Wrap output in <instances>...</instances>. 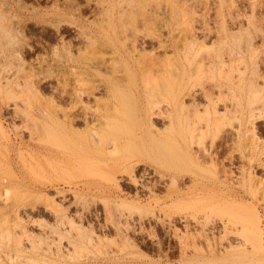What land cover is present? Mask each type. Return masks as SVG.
Returning a JSON list of instances; mask_svg holds the SVG:
<instances>
[{"label":"bare ground","instance_id":"obj_1","mask_svg":"<svg viewBox=\"0 0 264 264\" xmlns=\"http://www.w3.org/2000/svg\"><path fill=\"white\" fill-rule=\"evenodd\" d=\"M1 1L2 5L5 6L1 8V5L0 7V45L4 46L6 41V46H14L18 42V35L13 32L15 29L12 26V21L11 28L8 25L9 22L7 26L5 25L6 23L4 24L3 19L8 16L7 18L11 20L9 16L12 15V18L13 16L15 18L18 17L16 20L19 19L17 20L19 22L21 18L19 15H8V13L5 16L4 12L7 9L10 11L13 5H9L7 0ZM130 2L136 3L135 6L138 2L139 6L137 7L139 9L145 3L144 0L142 1L143 3L139 0H136V2L131 0ZM147 2L146 0L148 5L149 2ZM129 4L125 5L128 6ZM132 4L129 5L131 6L130 8L134 7L135 9L134 4ZM125 5L124 8L131 10L129 6ZM204 6L206 5L204 4ZM14 7L18 8L15 5ZM121 7L120 9L123 8ZM72 8L74 7L72 6ZM124 8L121 11L117 10L119 11L118 18L115 15L117 11L111 12L108 16L106 14L107 17L102 14L105 18L102 20L104 26L101 27V31L100 27L95 32L82 29L81 36L85 38V42L80 46L76 45V51L74 50V45L70 42L66 43L63 41L65 44L62 42L64 51L57 53L59 57L62 56L59 61V63L61 62V69L59 70H63L68 74V77L64 74L68 78V83L67 86L64 85L67 87H65L66 90L62 86L63 91H60V93L62 92L61 95L58 93L60 95L58 99L66 97V100L69 101V104H66L67 108H64L61 104L59 106L63 110L59 112V109H55L53 104L59 100L55 101L52 97L51 99L47 97L51 101H46L45 97L44 100L47 102L44 101L45 105L42 100L39 101V104L42 103L44 106H39L38 103L36 104L33 101L32 104L34 106L37 107L38 105V108H36L38 110L35 112L31 111L33 109H30L31 107L26 112H21L23 109H19L20 111L16 110L21 112L19 114L24 113L26 115H24L25 118L27 117L26 121L31 119L29 122H33V126H36L35 129H33L32 125V129L25 126L31 131H35L34 134H38L35 135L38 137H34L38 138L37 142L30 143L27 155L34 166L40 167L43 175L42 182L39 181L41 182L39 190H34V188L23 189L26 194L35 196L34 199L36 201L22 202L21 204L19 202L14 205V214L17 220L22 222L20 225L22 224L21 226H23L24 224L22 221L24 219L21 213L22 209L24 215L31 217L30 213L39 207L36 204L37 201H41V205L42 203L44 204L43 209H46L48 214L54 219L53 224L49 222L52 227H50L51 230L56 232V234H60L63 238L67 237L69 239V242L67 241L68 245H73L71 238L74 241V248L76 245L75 239H80L82 242H90L93 240L94 234H96L93 222H89V219L91 220L89 216L92 215L94 210L91 207H88L86 211L75 209V214H73L75 216L69 212L70 207L75 203L77 205L78 202L81 206V203L84 202L83 200L89 198L86 197L89 194L93 195V197L98 195L111 201V206L117 210L118 213L114 211L118 216L111 213L106 217L111 218L113 216L112 218L116 220H113L115 222L111 225L115 232L126 236L130 233H137V229H144L145 220L143 217L147 216L143 214V217L141 215L133 217L129 212L134 210L141 212L140 208H145V204L151 205L153 201L156 203L163 202L164 204L171 202L168 205L176 208L184 206L186 209L185 212H179V214L181 213L179 219H182L184 223L181 230L174 218L169 220L168 217L166 222L165 219H161V216L156 213L148 217L150 221L154 222V226L160 224L166 235L174 234L178 236L183 233V236L184 234L209 236L213 224L210 226L207 223L210 216L208 215V210L214 208V206H220L219 209L226 207L232 209L238 213H235V215H239L236 217L240 218L239 224L238 221H233V219L223 220L221 222V232L230 233L238 231L242 227L245 230L244 232L249 231L256 235H262L261 225H259L261 215L258 211V206L256 207L255 203L248 202L247 195L249 194L253 200H260L264 203V176H257L258 170H261L264 175V141L259 137L260 134L258 135V125L256 123L260 120L264 121V71L261 69L264 66V59L262 60L259 54L264 49V47L260 48V46H264V28L254 26L252 22H250V24H253L251 27L249 25L243 26L242 20L240 21L241 16L240 18L235 17L238 21H234L235 23L232 21L233 25L229 26V24H223L225 22L223 21L224 17L221 22L222 25L217 24V26L214 24L217 26L215 30L213 27L203 23L204 27H200L202 30L201 39L197 37L198 33H195L197 31L192 29L193 23L191 22L190 30L187 31V27H184L187 32L182 31L183 34H186L180 40L175 37L179 33L171 32L172 34L175 33L172 36L168 31H165L167 33L163 32V29L166 28L165 23V27H161V25L159 27L158 23L153 25L155 28H152L153 31H151V25H149L148 28L151 30L148 31L150 32L146 31L143 34V30L148 29L147 27L144 26L141 31L139 28L133 27L135 23L130 26L131 19L136 16L138 8L135 9V15H132L133 9L127 11ZM109 9L106 8L107 11ZM143 9L146 10V8ZM222 12H220V16L217 14L219 21L221 16L226 15H223L224 12ZM145 14L149 18L147 20H150V23H148L152 24L151 20L153 21V19L150 18L153 15ZM159 14L157 17L161 20V15ZM237 14L234 15L239 16V13ZM142 15L144 16V14ZM126 17L131 20L129 25L123 22L127 21ZM116 19L120 20V25ZM205 19L204 21H206ZM145 20L144 17L143 22H147ZM162 20L161 22L159 21V24H162ZM216 20L218 21V19ZM55 22V24H58V21ZM187 22L189 23V21ZM149 35L156 40L158 48H161L160 51L162 50L164 53L163 56L161 54L157 55L153 51L155 49L153 44L151 46L154 49L148 50L149 47L147 48L146 44L149 41L146 37L148 38ZM213 35H215V38H212ZM259 37L261 44L258 43ZM30 45L29 47H31ZM21 47H12L9 50V56L24 60L25 52L22 49L25 48ZM106 54H110V56L107 57ZM156 66L162 69L160 70L161 73L159 70L157 71ZM63 71L60 72L64 73ZM138 71L141 74L140 77L138 76ZM1 76L3 75L0 74ZM204 76L205 79H203ZM23 91L26 93V90ZM34 96L39 100L38 91H36ZM28 97L30 98V95ZM31 98L27 102L31 103V100H33ZM27 106H30V104L28 103ZM52 106L54 107L52 108ZM232 107L233 109H231ZM230 112L235 113L239 121H241L236 125L235 129L233 128L234 130L230 129L232 130L231 132L227 131L230 137L227 138L233 141V146H231L234 148L221 157L222 159L228 158L231 162L229 163L233 164L235 155L232 151H239L240 163L236 165V168L240 176L235 179L232 178L233 175L230 173L231 166L226 167L224 161H220L222 151L220 149L224 147L221 142L223 137H225L222 132H225L229 127H227L228 123H230L228 118L233 117H229ZM131 123L133 124L130 125ZM225 126L227 128L224 129ZM5 130L0 125V138L3 139L0 142V148L5 145L7 153L3 154L5 158L4 167L13 178L12 180L9 177L0 178V202H4V205H6V200L4 199H9L10 189L13 185L20 188L23 185H27L20 175V170H23L25 160L22 157H19L17 161L12 159L10 152L12 145L8 142V134ZM31 133L30 135H32ZM206 136H210L211 141L207 140L209 144L205 143L208 138ZM227 144L225 143V146ZM151 151L157 155V166H153V171H148L149 169L146 167H152L150 166L151 164H147ZM116 153H122L124 156L113 158L112 155ZM143 165H146V167L140 168ZM140 169L141 175H138L136 170ZM81 170L85 171L82 172L84 174L90 171L91 175L96 173L95 171L103 170L108 174L105 180L107 182H101V180L89 176L84 178L82 177L84 174L80 173ZM218 171L222 175H219ZM155 173L158 175L156 180L152 179L150 181L146 179ZM186 177L189 178L188 182ZM121 182H127L132 185L130 187L134 189V196H123ZM72 183L76 184L74 185L76 186L75 188H79L82 191L86 190L83 195L79 194L80 196L82 195L81 197H68L66 186H70ZM239 184L242 185L243 192H239L240 189L237 187ZM159 187H163L164 195L157 193ZM50 190H53V193ZM246 191L248 192L247 194L245 193ZM140 194L145 196V201L140 197ZM58 196L61 198L59 199ZM86 202L84 203L85 205L87 204ZM227 208L225 212H227ZM114 211L111 210L110 212ZM107 213L109 211L106 210ZM229 213L234 215L232 211ZM93 214L96 217L98 216L96 213ZM114 216L117 217L114 218ZM27 217L26 219H28ZM40 217H37V219H42V222L45 223L47 217L45 219L42 218L43 216ZM85 220L88 224L85 223ZM39 221L37 222L36 220L35 222L39 224ZM28 222L32 221L29 219ZM35 222H32V224ZM44 225L48 227L47 223ZM105 228L108 227L106 226ZM51 230L49 229V231ZM74 230L77 231V238L75 239L74 237L76 236L73 237L75 235L73 234ZM28 231L25 228L24 232L22 231L23 233L17 235H21L23 238L26 233L27 235H25L30 237ZM0 233L6 234L3 236L8 238V240H10L9 238L15 239L17 237V235L12 237L13 233L7 226H1ZM95 236L97 237L98 235ZM21 237H17L18 242L14 240L16 242L15 250L21 251L22 249ZM127 238L129 237L127 236ZM6 243L0 245V251H9L11 244L8 245ZM60 247L61 245L58 249ZM8 254L7 252V254L2 256H8Z\"/></svg>","mask_w":264,"mask_h":264},{"label":"rangeland","instance_id":"obj_2","mask_svg":"<svg viewBox=\"0 0 264 264\" xmlns=\"http://www.w3.org/2000/svg\"><path fill=\"white\" fill-rule=\"evenodd\" d=\"M121 1H123V2H121ZM126 1H129V0H117V1L116 0H7L9 5H13V8L10 9V11H8V9H7V11L4 12L5 14L4 13L3 14L5 16H6V13H8V15H11V14L19 15L21 19L18 22L17 20H19V19L16 20V18H18V17L15 18L13 16V18H12V15L9 16V17H11V20L9 18H7L8 16L4 17L5 19H3V22H4V24L6 23L5 24L6 26H7L8 22H9L8 23L9 27L11 26V21L13 24L15 23L14 25L12 24V26L15 29L13 32H15L16 35H18V37H17L18 42H16L14 44V46H11V45L6 46V44H7L6 41L4 43L5 44L4 46L0 45V74L3 75L0 77V80H1L0 81L1 82L0 83V85H1V88H0V125L3 126L4 130L6 129L5 131L8 134V140H9L8 142H10L12 145L11 149H10L12 159L14 161H17L19 159V157H22V159L25 160L23 170H20V175H21V178L25 181V183H27V185L26 186L23 185L21 188L19 186L13 185L10 189L11 193H9L11 196L9 195L8 200H7V198L4 199V200H6L7 206L4 205L5 204L4 202H3L4 204L2 203V201L0 202V205H2V206H0V227L1 226H3V227L7 226L8 228H10L11 233H13L12 237H15L17 234L23 233L24 229L26 228L27 230H29L28 234H30V237L26 236L27 235L26 233H25L26 235L25 234L23 235V238L21 237V235L20 236L17 235V237H21V240H20L22 243L21 248L23 249V250L21 249V251H18V250H15L16 242H14V240L15 241L17 240V242H18L17 237H15V239L9 238L10 240H8V238L3 236L6 234L0 233L1 234L0 235V245L4 244L6 242H7L6 244H8V245L11 244V248L10 249L8 248L9 251H4V252L0 251V257H1L0 258V264H264V233H262V232H264V203H262L260 200H257V201L253 200L252 198H250L249 194L247 195V199H248L247 201L252 202L253 204L255 203V206L256 207L258 206L257 208H258V211L261 215L259 225H261L260 227L262 229V232H261L262 235H256V234H253L252 232H249V231L244 232L245 230H243L242 227H240L241 228L240 230L232 231L230 233L221 232L220 231L221 222L223 220H226V219L232 220L233 219V221H238V224H239L240 218L236 217V216H239V215H235L236 211H233L232 209H228L226 207L227 212H225L226 208L219 209L220 206H214V208H210L208 210V215H210V216L208 218L207 223L210 226L213 224V228H212V231L210 232L209 236H203V235L199 236L196 234L195 235L184 234V236H183L182 235L183 233L179 234L178 236L174 235V234L166 235L164 230H162L163 227L160 224H158V226H154V222L150 221L148 217L150 215L152 216L153 214L156 213V214L161 216V219H165L166 222L168 221V217H169V220L171 218L172 219L174 218V219H176L177 226L181 230V228L183 229L184 223H183L182 219H179V217H181V215H180L181 213L179 214V212H185L186 209L184 206L179 207L180 208L179 209V208H176L174 206L172 207V206L168 205V204H171V202H169L168 204L167 203L164 204L163 202L156 203L153 201L151 205L145 204L146 206H145V208H143L145 210L140 208L141 212H137L135 210L129 212V214L131 213L133 217H139L138 215H141L143 217L144 215H147V216H145L147 219L145 217H143L145 220V223H144V225H145L144 229L145 230L144 229H142V230L137 229L136 230L137 233H135V232L130 233L129 234L130 236L127 235L129 238H127L126 235L118 234L115 232L112 225L115 222L113 220H116V219H113L112 218L113 216H111V215H110L111 218L110 217L107 218L108 217L107 215H109L111 213L115 214L117 212V210H115V208L111 206L112 205L111 201H108L104 197H101L98 195L93 197V195H89V194H87L86 197H89L91 199H89V198H88L89 200L84 199L83 200L84 202L81 203V206H80V204H78V202H77V205L75 203L74 205H72L70 207L69 212L71 213V215H73V214H75L74 212L77 209L86 211V209L88 207H91L94 210L93 213L98 214V216L96 217L95 214L92 213L93 216L92 215L89 216V218H91V220L88 218L89 222L92 221L93 225L95 227V231H96V234H94L95 240L93 238L94 241L91 240L90 242L89 241L82 242L80 239L79 240L75 239V238H77V231L74 230L73 234H75V235H73V237L76 236V237H74L75 244H76L75 248L73 246L74 241L72 238L70 240L73 242V245L72 244L68 245L69 239H67V237L63 238L60 234H56V232H53L51 230L52 227H51L50 223L53 224L54 219L50 214H48V211L46 209L45 210L43 209L44 204L42 203V205H41V203H40L41 201H37L36 204H38L39 207L37 208V210H34L30 213L31 217H27L26 215H24L23 209H22L21 213H22V216L24 218L22 220L24 222L23 226L26 225V223H27V225L25 227L21 226L22 224L20 225V223H22V222L17 220V217L14 214L15 203L18 204L20 202L19 204H21L22 202H29V201L32 202L33 200H35L34 199L35 196H33L31 194H26L25 190L28 188L29 189L34 188V190H39V188H41V182H42V177H43L42 170L40 169V167L34 166L32 164V162L30 161V158H28V155H27L30 143H36L37 142L36 140L38 139V138H34V137H38V136H35L38 134L37 133L34 134L35 131H31L28 128L32 129L34 127L33 129H35L36 126H33V122L32 123L29 122L31 119H28V121H26L27 117L25 118L26 115L24 113L23 114H19V113L28 111L29 107H31L30 109L33 108L31 110L32 112L37 111L38 109H36V108H38V105H37V107L34 106V104H32L33 101L36 102V104L37 103L39 104V101L42 100V103L45 105L47 103L46 101H51V100H49V99H51V97L55 101L59 98V96L62 93V92L60 93V91H63L62 86H64V85L67 86V83H68L67 82L68 78H66V76L68 77V74H66V72H64L63 70H59V69H61V67H60L61 62L59 63V61L61 60L60 58L62 56L59 57L57 55V53H62V50L64 51L63 43L65 44V42L66 43L70 42L72 45H74V50L76 51V49H77L76 45L80 46V45H82V43L85 42V38H83V36H81L82 31H83L82 29H86L87 31L95 32L100 27V31H101V27L104 26L103 25L104 22H102V20L105 18L104 15L106 16V14H107V16H108L111 12L117 11L118 9H119V11H121L124 8V5L129 4V2L131 0L129 2H126ZM132 1H134V0H132ZM139 1L141 3H143L142 2L143 0L142 1L139 0ZM144 1H145L144 6L142 5V7L140 9L137 7V6H139L138 2H137L136 6H135L136 3L134 4V2H130L129 5H131L133 3L135 6V9L138 8L136 11L134 9V7L132 6L133 7L132 8L133 10H132L130 8L131 6L128 5L129 8L132 11H134V12H132L133 13L132 15H135L134 13L136 11V16H134L136 20L133 19L134 17L132 15H130L131 17H133L131 20L132 21L135 20V21L132 22L130 19H127V17L129 18V16H127L125 18V19H127V21L125 20L123 22H126L129 25V23L131 21L130 26L132 25V23L133 24L135 23L133 25V27H137V28H139V30H141V29L143 30L144 26L148 28L149 25H151L150 28L152 29V28H154L153 25H155L157 23H158L157 25L159 27H160V25L162 27V26H164V23H165L166 28L163 29L164 30L163 32L168 31V32H170V34H172L173 32H175L176 34L179 33V34H177L178 36L175 35V33L172 34V36L175 35V37L179 38L180 40L186 34V33L183 34L182 31L187 32L188 30H190L191 25H192V24H190L191 22L193 23L192 29L197 31V32H195L196 34L198 33L197 37H200V36L202 37V35H201L202 30L200 27L203 28L204 27L203 25L206 23L205 25H209V26L213 27V29L215 30V28L221 24L222 19L224 17H225V19H223V21H225V22L223 24L226 23V24H229V26L233 25L234 21L236 22L237 19H235V17L240 18V16H241V18H242V16H244L245 18L248 17L247 18L248 20L245 19L244 17H243V19L240 18V21L242 20V22H243L242 23L243 26L249 25V27H251L254 24V26L256 25L259 27L261 26V28H264V0H220V1L219 0H147L149 2V3L147 2L148 5L146 4V0H144ZM207 1H208V3H207ZM135 2H136V0H135ZM0 3H1L0 4V7H1V5L3 4L1 0H0ZM141 3H140V6H141ZM204 4L206 6H204ZM14 5L17 6L18 8L16 9L14 7ZM52 5L54 7H57V8H54ZM177 5H178V7H177ZM3 6H5V5H2L1 8H3ZM22 6H24L26 9ZM72 6L74 8H72ZM125 6H127V5H125ZM105 7L107 9L110 8L109 10H111V11H109V10L107 11ZM120 7L122 9H120ZM205 7H206V9H205ZM143 8H146L147 11ZM124 10L128 11L129 9L124 8ZM131 10H129V11H131ZM140 10H141V12H140ZM143 10L145 11V13L151 14V16L153 15L152 17L149 16V17H151L150 19H153V21L151 20L152 24H149L150 20L149 21L147 20L149 18L146 17L147 15L145 13H143L144 12ZM119 11H117V13L115 14L116 18H118ZM169 11H170V13H169ZM221 11L224 12L223 15H225V14L226 15L221 16L222 18L220 17V21H219L218 16L221 15V13H220ZM137 12H140V13H137ZM204 12H205V14H204ZM234 12H236V13H234ZM141 13L144 14V16ZM158 13H160L159 15H161L160 16L161 20L164 19V20H162V24H159L161 22V20L159 17H157ZM237 13H239V16H235V15H238ZM102 14H104V15H102ZM137 14L138 15L140 14V15L138 16ZM206 14H208V15H206ZM217 14H219V15L217 16ZM170 16H172V17H170ZM144 17L146 19L145 21H147V22H143ZM230 18H232V19L230 20ZM198 19H199V21H197ZM204 19L208 22L204 21ZM216 19H218V21ZM116 20H117V23L119 21V25H120V20H118V19H116ZM141 20H142V22H140ZM155 20H157V21H155ZM13 21H15V22H13ZM55 21H58V24H55L56 23ZM187 21H189V23ZM184 22L186 25L184 24ZM250 22H252L253 24L252 23L250 24ZM141 24H143V25L141 26ZM214 24H216V25L218 24V25L215 26ZM181 25L183 26V28ZM12 26H11V28H12ZM155 27L158 28L157 26H155ZM184 27L185 28L187 27L186 28L187 31H185L186 29ZM173 28H174V30H172ZM151 29H149V28L146 30L144 29L143 34H145L146 31L150 32L148 30H151ZM180 30L182 33L180 32ZM100 31H98V32H100ZM104 31H105V27H104ZM151 31H153V29ZM165 33H167V32H165ZM150 34H152V33H150ZM213 36H212V38H215V35H213ZM201 37H200V39H201ZM148 38H150V39H148ZM148 38L146 37V39L149 41L146 44L147 48L149 47L148 50L150 51V49L152 48L151 44H153L155 49L152 48L151 50L154 49L153 51L156 52L157 55L161 54L163 56L164 53L162 50L160 51L161 48H158L156 40L153 39L151 37V35H149ZM260 40L261 39L259 37L258 43L261 44ZM63 41H65V42H63ZM28 43H29V45L31 44L30 46L32 48L29 47ZM60 44H62V45H60ZM12 47L25 48V49H22V50H24L23 52H25L24 53L25 59L20 60V59H17V57L9 56V50L12 49ZM263 47H264L263 45H262V47L260 46V48H263ZM1 49H3V50L1 51ZM156 49H158V50H156ZM58 50L61 52H59ZM158 51H160V52H158ZM259 54L263 60L264 59V49H262V51ZM106 56L108 57V56H110V54H106ZM163 64L166 67V64L164 61H163ZM156 68H157V71L162 70L157 66H156ZM261 69H262V71H264V66H262ZM60 71L61 72L63 71L64 73H61ZM140 72L138 74L139 77L141 76ZM160 73H161V71H160ZM64 74H66V76ZM117 74H121V73H117ZM236 74H237V72H236ZM6 77H7V79H6ZM203 79H205V76ZM63 80H64V82H63ZM66 86H64V88ZM66 88H65V90H66ZM30 89H32V90H30ZM23 90H26V93ZM33 91H34V93H33ZM36 91H38L39 100L37 99V97L34 96ZM56 91H58V92H56ZM56 94L58 95V97ZM29 95H30V98L32 96V98L35 97L37 100L35 98H33V100H31V103L29 101L27 102V100H30V98L28 97ZM45 97H46V99H45ZM60 99H58L59 101H56L55 103H53L55 105V107L52 106V108L54 107L55 109H59V112H60V110L61 111L63 110L62 107H61L62 109L60 108L61 104L64 108L65 107L67 108L68 107L67 105L69 104V101L66 100V97L64 99H61V102H60ZM54 100H53V102H54ZM44 101L46 103H44ZM59 102H60V104H58ZM25 103H27V104L29 103L30 106H27V104H26V106H27L26 107ZM42 103L39 104V106L42 105ZM44 105H42V106H44ZM58 106H59V108H58ZM233 107L231 109H233ZM19 109L20 110L23 109V110L21 112H17V111H20ZM31 111H29V112H31ZM233 112H235V111H233ZM230 116L231 117L233 116V117L230 118L231 120L228 118V122H230V123H228L227 127L228 126L229 127L228 128L226 126L224 127V129L227 128L225 131L226 133L224 131L222 132V133H224L223 136H225V137H223L222 142H221V143H223L224 147H222V149H220V151L222 150L221 155H220V158H221L220 161L223 160L224 163L226 164V167L231 166V172L230 173H232L231 175H233L232 178L235 179L236 177L240 176V173L238 172V169L236 168V165H238V163H240L239 151L238 150H233V151L231 150L235 155V158L233 160L234 161L233 164H230L231 162L229 161L228 158L222 159L223 154L225 156L226 154L229 153L230 149L234 148V147H232L233 141L231 139H229L230 137L228 136V134H229L228 132H231L232 130H234L236 128V125H238V123L241 121V120L239 121V118L236 116L235 113L230 112L229 117ZM129 122H131V121H129ZM256 123L258 125V135L260 134L259 137L262 138V140L264 141V121L260 120V121H257ZM132 124L133 123H131L130 125H132ZM160 125H161V122H160ZM25 126L26 127L28 126V128H26ZM230 129H232V130H230ZM28 130L31 131L32 133L29 132ZM30 133L32 135H30ZM30 136H33V137H30ZM161 137H163V135H161ZM206 137H208V136H206ZM227 137H229V138H227ZM225 138H227L228 140ZM0 139H1L0 140V142H1L3 139L2 138H0ZM33 139H35V140H33ZM207 140L209 142L211 141L210 136L205 141H207ZM208 141L205 143H208ZM224 141L226 144L229 141L227 144L228 146L227 145L225 146ZM5 152H6V150H5V145H4L2 148H0V178L9 177L12 180L13 176L4 167L5 158L3 157V154H5ZM119 156L121 157L124 155H122V153H116V154L112 155L113 158H117ZM156 162H157V155L151 151L147 164H151L150 166H152L151 167L152 169L150 167H146V165L140 166V168L146 167L149 169L148 171H151V170L153 171V168L155 166H157ZM138 171H140V172H138ZM138 171L136 170L137 174L141 175V169ZM82 172H85V171L81 170L80 173H82ZM88 172H89V174H88ZM95 172L96 173L91 175L90 171H87V174L82 173L85 175V176L82 175V177L85 178L86 176H89V177L96 178L97 180H101V182H107V181H105L106 178L108 177L107 176L108 174L106 172H104L103 170H98ZM97 172H98V174H97ZM257 173H258L257 174L258 177L264 176L263 173L261 172V170H258ZM218 174L222 175V173H220V171H218ZM157 176L158 175L156 173L154 175L151 174L150 176H148L149 178H146V179H149L150 181H152V179L156 180L158 178ZM82 177H80V178H82ZM186 180L188 182L189 178L186 177ZM39 181H41V182H39ZM72 185H73V187H72ZM74 185H76V184L72 183L70 186H66V192H67V195L69 198H71L73 196H80L79 194L83 195V192L86 191V190L82 191L79 188H75L76 186H74ZM130 186H132V185L128 184L127 182H121V188L123 189L122 190L123 196H134V189ZM36 187H37V189H36ZM237 187H238V189H240L239 192H243L242 185L239 184V185H237ZM159 188H158V190L160 192L157 190L158 191L157 193H160V195H164L163 194L164 193L163 187H159ZM23 189H25V190H23ZM247 190H248V188H247ZM50 191L52 192L53 190H50ZM245 193L247 194L248 192L246 191ZM140 197L143 200L146 199L145 196H143V194H140ZM58 198L60 199L61 197L58 196ZM80 199H82V198H80ZM63 202H65V201H63ZM85 202L87 203L86 205L84 204ZM109 202H110V205H109ZM88 203H90V204L88 205ZM106 210L109 211V213L106 214ZM111 210H113V211L115 210L116 212L115 211L110 212ZM228 210H231L232 213H234V215L230 214L229 212H231V211L228 212ZM43 211H44V213H43ZM172 212H173V214H172ZM236 214H238V213H236ZM115 215H117V214H115ZM182 215H184V214L182 213ZM40 216L41 217L43 216L42 218H44V219L46 217L48 218V219L47 218L45 219L46 222L44 221L45 223H47L48 227L44 225L45 223L42 222V219L40 220L38 218L40 221L37 219V217H40ZM73 216H75V215H73ZM117 216H114V218H116ZM26 217L28 219H26ZM32 217L34 218V220L36 219L37 222L38 221L40 223L42 222L43 224L42 223L41 224L44 225V227H42V225L40 223H39L40 224L39 225L37 222H35L36 220L34 221ZM29 219H30V221L35 222L36 224L35 223L32 224V222H28ZM47 220H49V221H47ZM85 223L88 224L86 220H85ZM191 224H192V226H194L193 223H191ZM150 225H152V226H150ZM106 226L108 228H105ZM21 227H23V228H21ZM40 227H42V228H40ZM102 227H104V228H102ZM48 228L52 232L49 231ZM214 228H215V230H214ZM39 233H41V234H39ZM252 234L255 236H253ZM95 235H98V236L96 237ZM124 237H126V238H124ZM96 238H100L101 240L100 239L96 240ZM3 239H4V241H3ZM11 239H12V243L10 242ZM22 239H23V241H22ZM60 239H62V240H60ZM130 240L132 241V243ZM71 241H70V243H71ZM230 241H231L232 245H231ZM243 242L246 245H244ZM95 243H97V244H95ZM12 244H14V245L12 246ZM60 245H61V247L58 249V247ZM187 246L189 249L187 248ZM7 252L9 253L8 256L10 255V257H8L7 255L2 256V255L7 254Z\"/></svg>","mask_w":264,"mask_h":264}]
</instances>
